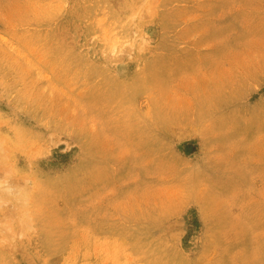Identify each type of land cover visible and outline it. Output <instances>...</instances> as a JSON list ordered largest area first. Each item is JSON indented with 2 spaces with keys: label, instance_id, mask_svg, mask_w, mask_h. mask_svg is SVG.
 Here are the masks:
<instances>
[{
  "label": "rangeland",
  "instance_id": "374dc122",
  "mask_svg": "<svg viewBox=\"0 0 264 264\" xmlns=\"http://www.w3.org/2000/svg\"><path fill=\"white\" fill-rule=\"evenodd\" d=\"M0 164V264H264V0H0Z\"/></svg>",
  "mask_w": 264,
  "mask_h": 264
},
{
  "label": "bare ground",
  "instance_id": "6f19581e",
  "mask_svg": "<svg viewBox=\"0 0 264 264\" xmlns=\"http://www.w3.org/2000/svg\"><path fill=\"white\" fill-rule=\"evenodd\" d=\"M119 29H120V28H119ZM113 31H114V30H113ZM1 164H2V163H1ZM1 164H0V168H1V166L3 165V164H2V165H1ZM2 167H3V166H2ZM4 167H5V166H4ZM4 167H3V168H4ZM4 169H5V168H4ZM14 169H15V168H14ZM1 170H2V168H1ZM6 170H7V169H6ZM9 170L11 171L10 168H9ZM3 171H4V170H3ZM12 172H13V171H12ZM14 173H15V172H14ZM14 173H13V174H14ZM7 177H8V176H7ZM1 178H2V177H1ZM17 179H18V178H17ZM17 179H16V180H17ZM0 180H1V179H0ZM18 180H19V179H18ZM2 181H3V180H2ZM25 181H26V180H25ZM1 183H2V182H1ZM18 183H19V182H18ZM2 184H3V183H2ZM4 184H5V183H4ZM9 185H10V184H9ZM2 186H4V185H2ZM6 186H7V185H6ZM22 186H23V184H22ZM32 186H33V185H32ZM14 187H15V186H14ZM20 187H21V186H20ZM54 187H55V186H54ZM0 188H1V187H0ZM7 188H8V187H7ZM17 188H18V187H17ZM18 189H19V188H18ZM6 190H7V189H6ZM12 192H13V190L10 192V194H11ZM17 192H18V191H17ZM40 192H41V191H40ZM3 193H5V192H3ZM13 193H14V192H13ZM15 193H16V191H15ZM16 194H17V193H16ZM26 194H27V193H26ZM41 195H42V194H41ZM27 197H28V196H27ZM0 198H1V197H0ZM1 199H2V198H1ZM27 199H28V198H27ZM2 200H3V199H2ZM5 200H6V199H5ZM8 200H9V199H8ZM27 201H28V200H27ZM31 201H32V200H31ZM2 202H3V201H1V203H2ZM4 202H5V201H4ZM28 204H29V203H28ZM17 205H18V204H17ZM19 205H21V203H20ZM19 205H18V206H19ZM26 205H27V204H26ZM1 206H2V205H1ZM44 206H45V205H44ZM10 207H11V206H10ZM27 207H28V206H27ZM45 207H46V206H45ZM15 208H17V207H15ZM10 209H11V208H10ZM12 211H13V210H12ZM48 211H49V210H48ZM7 212H8V211H7ZM27 213H28V212H27ZM39 213H40V211H39ZM8 214H9V215H8ZM6 215H8L9 217H11V216H10V213H7ZM6 215H4V216H6ZM4 216H3L4 219H5V218H7V219L9 218V217H7V216H6V217H4ZM14 216H15V215H14ZM12 217H13V216H12ZM3 218H2V219H3ZM13 218H14V217H13ZM4 219H3V220H4ZM52 219H53V218H52ZM3 220H2V221H3ZM11 220H12V219H11ZM26 220H27V219H26ZM6 221H7V220H6ZM3 222H4V221H3ZM12 222H13V221H12ZM29 222H31V221L29 220ZM6 223H9V222H6ZM5 225H6V224H5ZM5 225H4V226H5ZM10 226H11V225H10ZM0 228H1V227H0ZM2 228H3V227H2ZM25 228H28V227L25 226ZM25 228H24V229H25ZM12 230H13V229H12ZM21 230H23V229H21ZM6 232H7V231H6ZM23 232H24V231H23ZM53 232H54V231H53ZM94 233H95V232H94ZM16 235H18V234H16ZM20 235H21V234H20ZM22 235H23V234H22ZM4 237H5V236H4ZM0 239H1V238H0ZM0 243H1V241H0ZM77 245H78V244H77ZM90 250H91V249H90ZM74 253H75V252H74ZM45 254H46V253H45ZM69 256H70V255H69ZM69 258H70V257H69ZM69 258H68V259H69ZM73 259H74V258H73ZM21 263H22V262H21ZM70 264H71V263H70Z\"/></svg>",
  "mask_w": 264,
  "mask_h": 264
}]
</instances>
